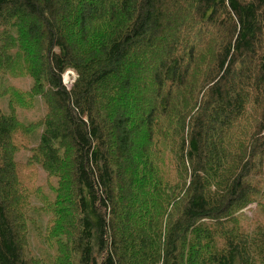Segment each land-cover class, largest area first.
Returning a JSON list of instances; mask_svg holds the SVG:
<instances>
[{
  "label": "trees",
  "instance_id": "1",
  "mask_svg": "<svg viewBox=\"0 0 264 264\" xmlns=\"http://www.w3.org/2000/svg\"><path fill=\"white\" fill-rule=\"evenodd\" d=\"M4 72L46 109L0 108V264H264V0H0Z\"/></svg>",
  "mask_w": 264,
  "mask_h": 264
},
{
  "label": "rangeland",
  "instance_id": "2",
  "mask_svg": "<svg viewBox=\"0 0 264 264\" xmlns=\"http://www.w3.org/2000/svg\"><path fill=\"white\" fill-rule=\"evenodd\" d=\"M67 74L65 75V79L68 82L74 74L73 72H68ZM1 77L0 89L6 90V92L5 94L0 95V108L3 112H8L9 110H11L10 103H8V96H10L11 94L15 95V103L18 104L19 102V95L17 94V91L14 92L12 89L15 88L22 91H29L32 83L34 82V79L32 76L26 75L25 73L12 74L11 72H4ZM7 87H11L12 89L8 90L6 89ZM45 109V102H43L40 94H36L32 96L31 105L29 107H27L25 104L19 103L16 106L15 114L24 124H29L42 118L44 116ZM41 128V125L38 124L30 128L31 131L29 133L28 140L26 141L29 146H33L34 144H36L42 132ZM28 154L29 150L25 146H22L19 151H16L14 153L16 160L19 162V170L21 171L22 177L21 179H23L32 188H36V186H39L41 189V193L49 199L54 198L55 196L53 185L56 184L55 176L48 175L47 172L42 169V166L38 162L29 163L27 157ZM255 183H257L259 188L264 191V174H262V176H257ZM31 197L32 203L34 205L42 204L43 199L38 195L33 194ZM41 213L44 214V220H46L47 217H49L51 214L49 212L42 211L39 213V215ZM242 214L246 221L249 222L252 219V224H254L256 220L264 221V215L261 214L260 208L256 206V203H253L249 205V207H246L243 210ZM44 220L39 219L41 223L44 222ZM252 224L250 225L252 226ZM31 230L32 243L34 244L33 247H39L42 244L41 238L37 236L35 232H33L34 228H32Z\"/></svg>",
  "mask_w": 264,
  "mask_h": 264
}]
</instances>
